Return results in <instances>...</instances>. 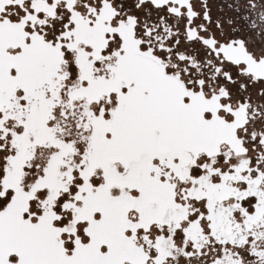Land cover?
<instances>
[{
	"label": "snow or ice",
	"instance_id": "6c2138e0",
	"mask_svg": "<svg viewBox=\"0 0 264 264\" xmlns=\"http://www.w3.org/2000/svg\"><path fill=\"white\" fill-rule=\"evenodd\" d=\"M0 264H264V0H0Z\"/></svg>",
	"mask_w": 264,
	"mask_h": 264
}]
</instances>
